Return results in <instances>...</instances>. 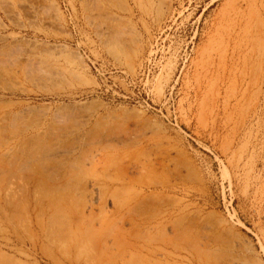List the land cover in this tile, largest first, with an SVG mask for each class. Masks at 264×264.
Listing matches in <instances>:
<instances>
[{
  "label": "rangeland",
  "instance_id": "1",
  "mask_svg": "<svg viewBox=\"0 0 264 264\" xmlns=\"http://www.w3.org/2000/svg\"><path fill=\"white\" fill-rule=\"evenodd\" d=\"M0 264H264V0H0Z\"/></svg>",
  "mask_w": 264,
  "mask_h": 264
}]
</instances>
